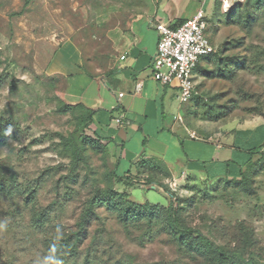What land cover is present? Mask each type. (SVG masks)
Instances as JSON below:
<instances>
[{
	"label": "rangeland",
	"instance_id": "1",
	"mask_svg": "<svg viewBox=\"0 0 264 264\" xmlns=\"http://www.w3.org/2000/svg\"><path fill=\"white\" fill-rule=\"evenodd\" d=\"M232 1L236 10L229 14L231 26L211 33L210 26L207 28L214 48L222 50L202 63L197 72L200 77L195 75L203 100L198 113L193 103L184 104L181 117L189 126L201 122L216 127L233 124L229 119L264 118V0ZM219 57L226 79L201 74V70L213 71ZM64 104L69 105L60 80L32 71L31 55L15 43L11 24L0 18V135L10 136L0 147V164L12 169L20 184L37 185V203L49 215L43 231L31 229L29 208H17L0 198V261L43 264L49 259L44 236L75 230L86 202L98 190L122 194L140 205H166L170 201L167 190L182 200L187 222L227 251L247 257V234L253 230L257 246L262 248L255 254L264 264V204L258 196V192L264 196V172L254 181L256 196L226 183L192 182L177 188L166 180L148 178L142 167L118 180L117 171L124 175L130 170V160H123L118 169L117 155L108 143L102 140L101 151L92 149L88 140L101 136L84 120L82 111L63 112ZM221 114L226 116L211 123ZM61 136L74 138L78 145L85 141L81 162L75 164L70 149L61 144ZM115 207L96 210L78 256L66 264H204L199 253L177 244L159 208L151 218L142 216L124 223Z\"/></svg>",
	"mask_w": 264,
	"mask_h": 264
},
{
	"label": "crops",
	"instance_id": "2",
	"mask_svg": "<svg viewBox=\"0 0 264 264\" xmlns=\"http://www.w3.org/2000/svg\"><path fill=\"white\" fill-rule=\"evenodd\" d=\"M233 6L232 0H0V18L31 55L37 76L59 79L67 104L95 112V132L113 147L118 169L123 160L131 162L118 176L142 165L156 180L180 188L237 181L255 152H264L263 117L189 126L176 119L184 106L177 90L152 76L158 23L178 28L203 10L210 33L224 31Z\"/></svg>",
	"mask_w": 264,
	"mask_h": 264
},
{
	"label": "trees",
	"instance_id": "3",
	"mask_svg": "<svg viewBox=\"0 0 264 264\" xmlns=\"http://www.w3.org/2000/svg\"><path fill=\"white\" fill-rule=\"evenodd\" d=\"M236 9L231 10V13H234ZM229 12L227 15V20L225 22L226 26H231L232 23L231 16L229 17ZM231 22V23H230ZM222 48H218L216 52L208 57H205L200 60L195 73L199 72L202 67V63L205 61H210L211 59L219 56ZM223 59L219 57L217 61L216 68L213 71H204L201 70V74H204L208 79L218 77L220 79H226L227 75L225 69L221 66ZM232 72V71H231ZM230 72V73H231ZM203 100V96H196L193 100V106L195 107L194 112L198 113L199 102ZM72 110H79L83 112L84 120L88 124H92L93 116L95 112L86 108L81 104L77 105H62V111L67 113ZM226 115H218L214 117V122L219 121L222 117ZM260 117H263L259 115ZM10 136L8 133L5 135H0V147H4ZM102 138L97 140H88L89 145L92 149L96 151H101L104 149L102 145ZM61 144L67 149H70L74 156L75 164H78L83 160V151L85 148V141L81 145H78L77 141L72 138H66L64 136L60 137ZM263 148V147H262ZM260 151L255 152L257 154V159L254 162H250L247 166V169L241 172V178L237 181H226L227 185L237 186V188L242 189L244 192L247 191L249 195L253 196L256 194L253 184L254 178L259 176L264 172V152ZM145 168V171L148 178L157 179L155 175L148 173V167L139 165V171H142ZM159 169V168H158ZM257 170V171H256ZM129 173V172H128ZM117 179L120 180L122 177L118 176ZM124 177V176H123ZM125 177H129L127 174ZM151 180V179H150ZM125 181V180H124ZM147 183V182H146ZM165 190L163 186H160ZM166 193L170 196V201L168 206H162L159 204L151 205L150 203H144L143 205L137 204L128 197L125 199L122 194H116L112 191H107L102 193L100 190L97 191V194L90 200L86 202V205L80 214L78 221L76 223L75 230H69L64 232H59L51 235H45L43 248L48 254L49 258L54 262V264H66L68 259L75 258L78 256V249L84 241V238L87 234V226L90 221L97 216L96 210L102 206L108 208L112 206L115 207L118 211L119 218L124 223L133 222L141 219L142 216L152 217L154 210L158 208L164 214L165 225L177 241V244L184 248L187 251H194L199 253L204 258V264H260L258 257L255 254V251L262 250L260 246H257V240L254 236V231L251 230L247 236L248 242V253L247 257L240 252L236 251H227L219 246L217 243L212 241L210 238L206 237L200 230L196 227L190 225L186 220L185 207L181 204L182 200L175 196L174 194L169 193L165 190ZM0 198H3L6 201L15 203L17 208H29L28 209V224L31 229L34 230H44L46 225L49 222V215L47 210L40 207L37 203V185L28 184L26 186L20 184L17 179L16 173L12 169L5 167L0 164ZM20 201V203L18 202ZM18 205V206H17ZM243 229L245 230V226ZM246 234V233H245ZM57 236H62V239H57ZM55 249V252L52 250ZM0 264H9L8 261H0Z\"/></svg>",
	"mask_w": 264,
	"mask_h": 264
},
{
	"label": "built area",
	"instance_id": "4",
	"mask_svg": "<svg viewBox=\"0 0 264 264\" xmlns=\"http://www.w3.org/2000/svg\"><path fill=\"white\" fill-rule=\"evenodd\" d=\"M209 24L203 10L178 28L158 23L159 34L157 52L151 63L153 78L163 86L177 90L180 105L192 103L199 96L195 83V71L201 59L216 52L209 36L206 35ZM122 57L121 59H124ZM120 94L119 97H122ZM182 123V117L176 118ZM117 124L121 119H116Z\"/></svg>",
	"mask_w": 264,
	"mask_h": 264
},
{
	"label": "clouds",
	"instance_id": "5",
	"mask_svg": "<svg viewBox=\"0 0 264 264\" xmlns=\"http://www.w3.org/2000/svg\"><path fill=\"white\" fill-rule=\"evenodd\" d=\"M58 231V230H57ZM63 237L62 236H57V239H62ZM53 252H55V249L52 250ZM43 264H54V262L49 258V259H46Z\"/></svg>",
	"mask_w": 264,
	"mask_h": 264
}]
</instances>
